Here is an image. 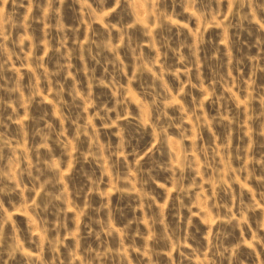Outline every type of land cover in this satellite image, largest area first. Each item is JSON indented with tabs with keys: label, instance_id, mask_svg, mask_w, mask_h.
<instances>
[{
	"label": "rangeland",
	"instance_id": "obj_1",
	"mask_svg": "<svg viewBox=\"0 0 264 264\" xmlns=\"http://www.w3.org/2000/svg\"><path fill=\"white\" fill-rule=\"evenodd\" d=\"M0 264H264V0H0Z\"/></svg>",
	"mask_w": 264,
	"mask_h": 264
}]
</instances>
